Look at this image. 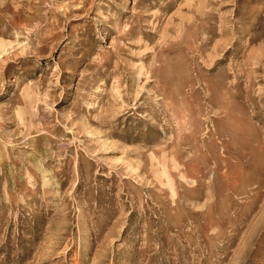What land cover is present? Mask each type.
<instances>
[{
	"label": "rangeland",
	"instance_id": "obj_1",
	"mask_svg": "<svg viewBox=\"0 0 264 264\" xmlns=\"http://www.w3.org/2000/svg\"><path fill=\"white\" fill-rule=\"evenodd\" d=\"M0 264H264V0H0Z\"/></svg>",
	"mask_w": 264,
	"mask_h": 264
},
{
	"label": "bare ground",
	"instance_id": "obj_2",
	"mask_svg": "<svg viewBox=\"0 0 264 264\" xmlns=\"http://www.w3.org/2000/svg\"><path fill=\"white\" fill-rule=\"evenodd\" d=\"M131 89V88H130Z\"/></svg>",
	"mask_w": 264,
	"mask_h": 264
}]
</instances>
